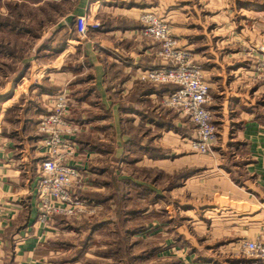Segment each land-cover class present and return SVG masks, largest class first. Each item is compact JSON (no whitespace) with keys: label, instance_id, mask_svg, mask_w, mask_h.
Returning <instances> with one entry per match:
<instances>
[{"label":"crops","instance_id":"0c3cea01","mask_svg":"<svg viewBox=\"0 0 264 264\" xmlns=\"http://www.w3.org/2000/svg\"><path fill=\"white\" fill-rule=\"evenodd\" d=\"M43 2L21 3L35 7L37 11ZM54 2L64 6V12L51 14L50 26L34 32L37 38L30 60L23 58L21 62L22 69L26 63L31 71L48 72L44 79L52 87L48 89L41 83L36 84L30 90L35 94L36 102L27 99L19 117L13 121L7 113L21 95L9 94L2 99L7 105L0 111V264L110 262L109 256L95 252L100 245L94 243V235L105 229L106 225L100 227V224L107 219L95 222L55 219L48 225L36 221L32 194L40 162L35 149L39 138L36 124L46 111L47 98L67 86L76 91L82 109L79 115L83 124L80 135H76L82 145L81 159L95 169L92 175L96 177L89 191L104 193L107 190L108 167L103 165L117 166L123 160L121 155L125 149L131 150L134 145L141 148L149 143L142 160L165 164L164 167L177 162L180 166L195 168L191 177L196 192L203 189L204 178H212L215 182L210 193L212 204L202 205V213L210 222L204 224L201 217L198 223L201 229L207 227L206 235L202 233L204 242L216 246L217 251L201 248L173 263L238 264L241 242L259 240L264 243V83L257 79L254 70L259 61H264V3L238 1V11L244 16L241 25L235 24L228 13L216 15L214 19L212 15L209 18L211 25H207L205 19L198 23L195 38L185 35L191 37L190 41L195 39V46H190L195 48V55L202 64L212 97L209 108L218 130L208 159L210 167L206 168L210 171L204 174L203 161L188 157L185 144H180L183 150L176 155L178 159H174L171 146H164V142L157 147L158 143L150 142L149 137L147 142L138 144L126 132L128 127H138L136 131L144 128L148 135L157 133L164 141L173 131L168 120L163 118V114L170 111L159 106V96L154 93L153 86L139 80L138 67L160 62L155 56V47L140 43L138 16L141 5L133 0ZM78 16L94 18L100 22V28L90 30L85 39L79 40L75 33ZM39 18L43 20L42 15ZM21 34L31 38L26 32ZM215 38L217 41L214 42ZM220 41L224 42L219 45ZM184 42L188 45L187 40ZM45 43L47 49L43 48ZM74 56L78 61L76 65L65 64ZM93 134L97 135V140L86 139ZM107 134L113 136L110 150L103 139ZM164 167L161 170L166 173ZM109 168L115 177H121L113 166ZM98 179L99 184H94ZM187 182L188 178L184 179L181 187ZM105 205L98 204V212ZM110 220L113 222L114 217ZM91 223L99 225L96 232L91 231ZM90 235L93 239L85 242ZM139 236L140 233L134 237ZM167 241L164 239L165 246ZM169 260L163 255L156 259L166 264L171 262ZM156 261L151 262L155 264Z\"/></svg>","mask_w":264,"mask_h":264},{"label":"rangeland","instance_id":"374dc122","mask_svg":"<svg viewBox=\"0 0 264 264\" xmlns=\"http://www.w3.org/2000/svg\"><path fill=\"white\" fill-rule=\"evenodd\" d=\"M22 1H26L28 4H34L42 0H0V16H6V18H8L10 21H13L16 18L15 14H18L19 24L29 30H32L33 32L46 29L48 26H50V15L54 13H62L65 10L64 6L61 7L55 5L54 0H44L42 6H39L40 8L37 11V8L30 5H24L21 3ZM133 1H136L139 5H141V12L138 16L139 29L141 25L140 18L144 13L154 15L156 18L166 24L170 35L176 40L179 49L185 50L186 53H190L192 55V59L201 66L202 64L200 60L195 55V48L190 46L191 44L195 46V44H193L195 39H191L192 41H190V38L195 35V30L198 27V23H200L201 19L203 21L205 19L206 23H208L207 25H211L209 18L212 15L214 19L216 15H224L228 13L233 17L232 21H234L235 24L241 25L244 20V16L240 11H238V1H254L264 3V0ZM14 5H16L17 8H15L14 12H10L8 7ZM42 7L44 8L42 9ZM40 15H42L43 20L39 18ZM215 26L216 25H213V28H215ZM19 31L23 32L21 27ZM216 34L217 33H215V35ZM21 35L18 32L6 29H3L0 32V43H8V46L11 47L14 52L13 56H11V59L0 56V111L3 110L7 105H4V101L2 100L7 95H21V98L18 97L17 101L13 103L12 106H10L11 108L8 110L7 117L11 119V121H13L15 117H19L21 113V107L26 105L27 99L33 100L34 103L36 102V99L33 96L35 94L30 93V90L34 89L36 84L41 83L44 88L48 89L52 87L49 85V82L44 79L48 72L39 69L33 71H31V69H27L23 74H21L22 77H17L16 79L12 77L5 80L2 77V73L12 74L13 71H18L19 67H22V63L19 61L20 58L23 57L26 60H30L29 55L31 53L34 41L31 40V38H24ZM185 35L192 36L186 37ZM217 38H215L216 40H214V42L217 41ZM186 40L188 41V45L184 42ZM222 42L224 41L218 42L219 45H221ZM140 43H146L152 47H155V45L149 43V41L141 38ZM247 54L248 53L246 52V55ZM75 57L76 56L70 57V60L65 62V64L71 65V67L76 65L78 61L77 59H74ZM44 60L45 59H42V62H44ZM5 63L9 66H6ZM70 87L71 86H67L63 88H67V91L69 92V98H71L69 116H71V118L74 120L82 119L79 115L82 112V109L77 99V93ZM168 110L170 112H165L163 114V118L168 120L170 128L173 131L172 134L167 136L164 141L158 137L157 133L148 135L144 128L141 129L142 131H136L138 127L136 129L128 127L126 131L127 134H129L130 138L138 144L143 141L147 142L149 137L150 142L155 140L158 143L156 144L157 147L162 145L164 142V146L166 144V147L171 146V157H175L174 159H178V156L176 157V155L183 150L182 146L180 147V144H185L187 146L185 151L187 152L188 157L191 156V159L202 160L204 174H207V172L210 171L206 168L207 166L210 167V162H208V159L210 158L211 153L201 155L192 150L190 143L195 138L194 127L189 122L188 118L181 117L173 110ZM75 122H73V124ZM78 126L80 131L82 125ZM96 137L97 135L93 134V136H88L86 139L88 138L91 141H95V139L97 140ZM80 138L83 140L85 139L84 136H80ZM103 139L107 141L106 146L110 150V141H112L113 136L107 134L106 138L104 136ZM215 143L216 141L213 143V145H215ZM144 145L147 147L149 143ZM213 145L211 146V150H213ZM134 146L135 147H133L131 150L125 149L123 151L121 155L123 160L119 162L117 166H114V164H109L107 166L103 165L102 167L109 168L113 166V170L116 169V171L119 173V177H125L131 179L132 182L143 184L148 190L146 192L140 186H124V200L121 203V210H136L143 212L149 210V212H145V214L141 215H127L125 216L126 221L122 220L118 225H115L116 223L111 224L110 222V224L104 227V230H99L96 232V235H94V243L100 245L101 254H112V251L114 250H117L119 253L115 258H111L110 262L104 261L103 264H124L119 262L121 258L126 259V256L134 257L143 253H149V251H151L150 254H153V258L149 261H141L139 264H152L151 261L154 260V258L157 259V257H160L161 255L169 257V261L174 262L177 259H181L186 254H195V252L198 250L200 251L201 248L202 250H211V252L217 251L216 246H209V244L204 242V236H202V233L206 235L205 231L207 227L201 229V225L198 223V220H201V217L204 224H209L210 222V220L207 219L208 216L205 213H202V210L204 209H202V205L212 204L210 193L211 189L215 185V182H212V178H204V182L202 184L203 189L199 188L201 190L196 192V184L194 182V178L191 177V175L194 173L193 169L195 168L190 166L183 167L177 162L174 165L171 164L165 167L163 166L165 164H153L152 162L148 163L147 160H142L143 156H146V152L140 149L137 145ZM114 162L116 164L118 161ZM199 164L201 163L199 162ZM163 167L167 170L166 173L161 170ZM188 171L191 172V174L187 177L188 182L185 184V186H183V188L181 187V183H183L181 178L186 176ZM199 171L200 169H198V172ZM93 176L91 179H95L96 176ZM106 189L107 190L104 191L105 194L108 192L110 193V191L114 188L110 186ZM150 191L155 192V194ZM116 209V202H110L109 204L105 205V208H103L102 211L98 212L97 210L98 213L92 217H89V220L91 222H95L96 220L98 221V219L110 220L112 213H114ZM186 209L188 212L185 211ZM101 225H105V222L101 223L100 226ZM164 227L165 230L162 229ZM141 229L142 231H140ZM125 230L130 232L140 231V236L139 238L134 236L130 237L126 240L127 246H124L122 238H126L125 236H127L124 233ZM137 239H139V243H135ZM164 239H168L166 246ZM152 241L155 242L154 245H152ZM200 243H203V246Z\"/></svg>","mask_w":264,"mask_h":264},{"label":"built area","instance_id":"2783aa9c","mask_svg":"<svg viewBox=\"0 0 264 264\" xmlns=\"http://www.w3.org/2000/svg\"><path fill=\"white\" fill-rule=\"evenodd\" d=\"M139 36L155 45L159 64L139 68V80L153 86L174 85L176 89L158 97L160 107L175 111L188 118L194 127L195 138L190 145L196 153L205 155L217 140L214 114L209 108L211 95L204 79L202 66L190 53L179 49L168 27L154 15L144 13L140 18ZM100 28V23L88 16L75 18V33L79 40L90 30ZM256 77L264 83V61L255 66ZM45 113L39 116L36 131V151L40 162L32 194L35 198L39 224L48 225L55 216L81 220L97 213L98 205L81 193L92 189L93 179L88 163L82 161V152L75 141L79 126L68 120L70 98L63 89L45 103ZM238 264H264V243L243 241L238 246Z\"/></svg>","mask_w":264,"mask_h":264},{"label":"trees","instance_id":"16d2710c","mask_svg":"<svg viewBox=\"0 0 264 264\" xmlns=\"http://www.w3.org/2000/svg\"><path fill=\"white\" fill-rule=\"evenodd\" d=\"M10 9V12H14L15 11V8H17L16 5L14 6H9L8 7ZM13 14V13H12ZM16 18L15 20L13 21H10L8 18H6V16H0V32L4 29L6 30H12V31H15V32H18L19 34H21V32L19 31L20 30V27L22 28V31L23 32H26L27 34H29V36H31V40H35V38H37V36H35V33L32 31V30H29L23 26H21L18 22V14H15ZM19 29V30H18ZM43 48L47 49V43H45L43 45ZM14 52L12 50L11 47L8 46V43H5V44H2L0 43V56H3V58H10L11 59V56H13ZM23 60V57L19 59L20 62H22ZM9 64V63H8ZM6 66H9L5 63ZM28 69V65L25 63V66L22 68L19 67L18 71L15 70V72L13 71L12 74H4L2 73V77L7 80L9 78H19V77H22L21 74L24 73V71H26ZM153 86V85H152ZM44 88V87H43ZM176 89L175 86L173 85H159V86H153V91L156 95L158 96H161L165 93H171L173 92L174 90ZM52 96V95H51ZM70 101H71V98H70ZM68 120L73 123L74 125L77 124V125H81L83 124V119H77V120H74L71 118V116L68 117ZM79 134V133H78ZM80 135V134H79ZM75 141L78 143L79 141L76 139V136H75ZM79 145V151L80 152H83L82 151V148L80 146V143H78ZM140 148V147H139ZM140 149H142L144 152H147V147L144 145L143 147H141ZM135 162V161H134ZM88 168H89V171L91 172V174H93V172L95 171L94 168H92V166H90L89 164L87 165ZM98 170V169H97ZM96 170V171H97ZM108 180H107V183L106 185L108 187H112L114 189H112L110 191V193L108 194H105V193H99V192H90V191H87V192H84V193H81V197L82 198H86L90 201H93L95 202L97 205L98 204H109L110 202H116V210L114 211V213H112L113 217H114V221L112 222V220H106L105 221V225H108L111 223H116L115 225H118L122 220H125L126 221V217L127 215H141L143 213V211H136V210H130V211H124V210H121V203L122 201L124 200L123 198V188L124 186H136V187H142L143 190H145L146 192L148 191L146 187H144L143 184H140V183H136V182H132L131 179H128V178H125V177H120V178H117L115 177L112 169L108 168ZM191 174V172H187L186 176H183L181 179L184 180L186 179L189 175ZM181 181V180H180ZM104 183V182H103ZM93 184V183H92ZM94 184H99V181H96ZM105 184V183H104ZM152 192V191H150ZM126 199V198H125ZM111 215V216H112ZM55 219H64L65 221H70L69 219H66L64 217H61V216H55L52 221H54ZM89 220V217L88 218H83V221L86 222ZM124 222V221H123ZM91 231H95L96 232V229L99 225L97 224H94V223H91ZM100 227H103V225H101ZM142 231V229L140 230ZM140 231H133V232H130L128 230H125L124 233L126 238H122L123 239V244L124 246L126 245L127 246V242L126 240L129 239L130 237L132 236H135L136 234L140 233ZM89 239H93L92 236L90 235L89 237L87 236L85 238V242H87ZM154 241V239H153ZM152 241V245H154L155 242ZM126 242V244H125ZM139 243V239L135 241V243ZM100 250H101V247L96 249L95 252L96 253H100ZM119 250V249H118ZM154 251V250H153ZM113 253L112 254H108L107 253V256L111 258H115L119 253L117 252V250H114L112 251ZM151 251H149V253H143V254H140V255H137V256H134V257H131V256H126V259H123L121 258V260L119 261L120 263H126V264H135L136 262L139 263L141 261H149L151 260L153 257V254H150ZM81 254V253H79ZM105 254V253H104ZM155 259V258H154ZM156 261V259H155ZM86 264H99L97 262H94V261H87ZM155 264H166V263H163V262H157ZM169 264H174L173 262H170Z\"/></svg>","mask_w":264,"mask_h":264}]
</instances>
